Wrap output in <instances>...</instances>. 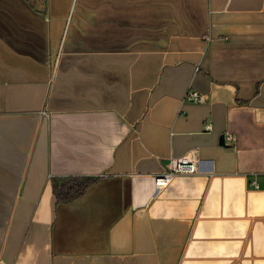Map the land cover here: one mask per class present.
<instances>
[{
  "label": "crops",
  "instance_id": "crops-1",
  "mask_svg": "<svg viewBox=\"0 0 264 264\" xmlns=\"http://www.w3.org/2000/svg\"><path fill=\"white\" fill-rule=\"evenodd\" d=\"M0 264H264V0H0Z\"/></svg>",
  "mask_w": 264,
  "mask_h": 264
},
{
  "label": "built area",
  "instance_id": "built-area-1",
  "mask_svg": "<svg viewBox=\"0 0 264 264\" xmlns=\"http://www.w3.org/2000/svg\"><path fill=\"white\" fill-rule=\"evenodd\" d=\"M184 100L187 102H203L205 100V95L191 89L186 92ZM224 136L225 140H234L232 134H226ZM197 172L198 160L195 153L190 152L181 157L171 158L164 165L163 171L154 176L155 188L159 190L166 187L175 176L189 175ZM253 183L254 187H257L256 182Z\"/></svg>",
  "mask_w": 264,
  "mask_h": 264
},
{
  "label": "trees",
  "instance_id": "trees-1",
  "mask_svg": "<svg viewBox=\"0 0 264 264\" xmlns=\"http://www.w3.org/2000/svg\"><path fill=\"white\" fill-rule=\"evenodd\" d=\"M92 181H94V179H91V178H85V179H82L79 182L77 180H74V179H69V180H67L66 183H63V186H62L63 188L62 189L67 188V194L66 195H69L68 192H69V189H71L70 191H74L75 192L74 195H72V197H74L75 195L82 194L83 191L85 190V188Z\"/></svg>",
  "mask_w": 264,
  "mask_h": 264
},
{
  "label": "water",
  "instance_id": "water-1",
  "mask_svg": "<svg viewBox=\"0 0 264 264\" xmlns=\"http://www.w3.org/2000/svg\"><path fill=\"white\" fill-rule=\"evenodd\" d=\"M222 138H223V141H224L225 140V136L223 135ZM221 143H222V139H221Z\"/></svg>",
  "mask_w": 264,
  "mask_h": 264
}]
</instances>
